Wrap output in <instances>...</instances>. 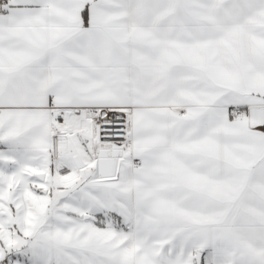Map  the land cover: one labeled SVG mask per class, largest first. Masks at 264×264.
Returning <instances> with one entry per match:
<instances>
[{
  "label": "snow or ice",
  "instance_id": "obj_1",
  "mask_svg": "<svg viewBox=\"0 0 264 264\" xmlns=\"http://www.w3.org/2000/svg\"><path fill=\"white\" fill-rule=\"evenodd\" d=\"M0 264H264V0H0Z\"/></svg>",
  "mask_w": 264,
  "mask_h": 264
}]
</instances>
